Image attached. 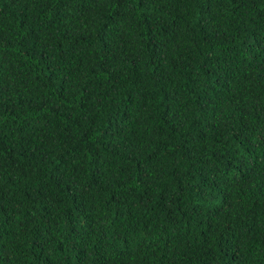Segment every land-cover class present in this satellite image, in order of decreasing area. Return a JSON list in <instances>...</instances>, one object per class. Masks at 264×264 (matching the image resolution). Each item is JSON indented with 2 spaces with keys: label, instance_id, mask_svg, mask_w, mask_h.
Wrapping results in <instances>:
<instances>
[{
  "label": "trees",
  "instance_id": "obj_1",
  "mask_svg": "<svg viewBox=\"0 0 264 264\" xmlns=\"http://www.w3.org/2000/svg\"><path fill=\"white\" fill-rule=\"evenodd\" d=\"M0 264H264V0H0Z\"/></svg>",
  "mask_w": 264,
  "mask_h": 264
}]
</instances>
